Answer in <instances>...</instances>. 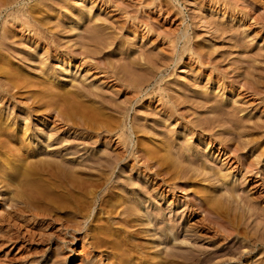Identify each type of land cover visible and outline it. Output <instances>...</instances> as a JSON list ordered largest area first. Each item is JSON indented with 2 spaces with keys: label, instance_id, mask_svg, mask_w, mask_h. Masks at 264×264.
<instances>
[{
  "label": "rangeland",
  "instance_id": "1",
  "mask_svg": "<svg viewBox=\"0 0 264 264\" xmlns=\"http://www.w3.org/2000/svg\"><path fill=\"white\" fill-rule=\"evenodd\" d=\"M20 1L28 2L27 5L32 7L31 16L29 18L33 25L35 23L36 26L34 27L35 30L32 32L21 29L18 24H15L11 29V31L15 30V35L17 37L20 35V37L24 39L22 44L20 41L12 44L11 52L13 54L10 53V55H13L14 60H16L15 62L19 59L18 56H15L16 52H20L22 49L29 50L31 47L33 51L37 38L45 35L48 39H54L55 41L53 40V42L57 43H55V46L49 43H47V45L44 38L43 40H38V44L42 41L44 43L42 42V45H38L35 50L38 51V56L43 54V56L40 55V58L46 57V54L48 55L51 70L57 71V74H61V76L58 74L60 77L63 75V72L60 70L63 67H68L73 71V74L68 76L67 80L62 81L61 85L65 83L64 85H67L68 89H75L74 86L79 84V81L80 84L83 82L88 88L92 87L95 83V85L102 87V92H105L106 96L110 97V99H114L115 101L118 100L117 102L120 103H122V101L123 103L124 101H128L127 105L130 107V116L128 115L127 122L129 123V127L133 126V124H137L136 126L139 127L140 124V127L142 128L143 126L142 129H144H141V132L143 131L142 133L146 136L147 142L145 141L144 145L142 144L141 146L143 151H146V148H148L147 145L149 146L151 144L158 148V144L156 145L155 143L163 137V135L159 136L158 132L163 133L165 131V134L167 131L169 136H171V130L193 134L194 132L188 130L193 124L190 120L202 119V117L204 118L203 115H211V113H209L211 108H207V104L204 106L206 110L202 108L197 109L194 105V101L197 97L204 98L205 95L208 94L210 97H205L206 100L208 99V102L211 101L214 103L216 98H219L220 100L223 99L224 101H228L230 105H236L238 103L237 106H242L241 108L245 110L242 112L237 111V117L245 116V118L250 117V119L253 117V120L255 119L254 121L259 122L262 119V122L264 121V92L260 94L253 93L250 86L245 82L246 80H250L249 82L256 86H261L260 88L264 91V0ZM2 16H0V18H2ZM82 17L83 19H80ZM73 24H78V29L73 30L69 26ZM33 44L35 45L33 46ZM82 45L84 50L88 48L87 55L79 54L78 52L77 54L74 53L70 58L64 57L61 59L62 56L60 57L56 52H53L56 49H62V52H66L65 50L70 51L71 49L78 50L80 48L82 50ZM71 46L73 48H71ZM41 47L46 50H43ZM189 47L191 49L190 52L188 50ZM90 50L91 52L93 50H101L95 55L103 56L106 60L108 59L109 61L107 60V63L109 62L110 67L107 69L102 65L103 63H96V59L89 54ZM39 51H42V53ZM38 56H34L32 61L34 58L37 60L40 59L37 58ZM85 56H88V58ZM204 56L207 58H204ZM15 57L17 58L15 59ZM128 57L131 60H135L131 61ZM138 58L139 60H137ZM145 59L149 61V63L153 61L150 64H153L152 67L154 66V69L151 68V66L149 67L150 64L145 62ZM125 60L131 61V63L133 62L134 65L136 63L141 65L143 63L145 64L142 66L136 64V67L133 63L129 65V62ZM27 62H24V64L21 62L20 65L28 70L32 69L34 72L35 68L32 66L34 61L32 63L30 60ZM34 66L37 67V63L34 64ZM52 66L54 68H52ZM20 68V66H16L15 71L20 70ZM135 70L137 71L135 72ZM150 71L151 73L153 72L156 77L152 75ZM113 72L117 73L118 76L122 78L117 77V74L115 75ZM149 75H152L151 80ZM125 77L128 79H123ZM161 77H164L160 85L166 89H164L165 92L163 91L165 94V99H163L165 101L163 99V101L158 99L157 94H153L155 93V89H158L156 83ZM129 78L131 81L137 80L139 84H143L142 90L144 93H141L138 97H134V95H131L132 88L121 87V84L124 82H129ZM52 79L53 78H51V80ZM120 79L122 80L121 84L118 82L121 81ZM154 79L157 80L154 82ZM72 80L76 81L75 85V82H72ZM246 87H248V89ZM31 89L35 90L36 88L31 87ZM31 89L29 88V90ZM26 90L28 89H21V92L19 91L21 96L18 95L16 98L11 97V99H9L10 97L8 96L0 95V111H2L3 116L5 115L4 117L10 118L6 123H14L11 126L13 127L12 129H14V127L16 128L18 124H21L22 128L27 127L26 122H24L26 121L24 118L25 116L27 117V113L29 112L26 102H28L29 105H31L30 103H32V105H37L34 101L43 97L40 94L41 97L37 96V98H34L35 100L31 99L32 102L30 100L27 101V98L31 94H28ZM24 91L27 95L23 93ZM187 92L188 94L184 95L183 98V100H186V103H184L185 100L183 101L181 98L183 94ZM210 93H212L213 96ZM150 94L152 95L151 97ZM169 94L174 99L177 98L182 100L183 103L178 105L179 112L175 108H172L171 102H168L167 98L170 97ZM144 95L145 97H143ZM178 95L181 96L179 97ZM132 96L134 98H132ZM139 97L141 98L138 99ZM188 97L192 99L187 101ZM85 100L90 103L89 105H93L94 107L101 106V103L95 101V99H93L94 101L92 99ZM231 100L235 102L233 103ZM129 101L131 102L129 103ZM211 102L208 105H210ZM44 107L45 106H41L38 108V112L41 110L39 113H32V116H29L32 126L27 130L29 135L27 141H31V147L39 144V146H37L39 149L34 153L35 159L37 156L48 157L57 149L59 151V153H56L57 155L60 153L64 155V153L71 151L67 147L70 142L75 143L76 148L80 147L79 149H81L80 154L82 155L80 156L78 153L74 156V159L77 158V155L80 156V160L78 159V161H82L83 158L88 157L92 151L95 153V151L99 152V150H105L106 148L114 153V149L121 146V144L118 143V135L110 134L109 136H112V139L108 142L103 134H101L99 136L100 141L93 142L92 144L88 143V145H90L86 147L87 141L85 143V141L81 139L82 142L79 139L77 141L75 140V136L81 137V135L85 134V130L79 129L77 132L71 129L70 132L65 133L68 125L65 126L63 123L55 120L56 118L53 113L54 106L52 109L48 107L47 110L46 107ZM171 109L174 110L170 112ZM200 109H202V111ZM105 110L106 109L103 111L105 112ZM107 112V115H111L110 113H112L113 115L116 114L120 116L117 111L106 110V113ZM42 114L46 115L42 116ZM163 119H165V121H163L165 125H163V122V124L161 123ZM223 123L224 122L219 125L215 124V129L213 127H207L206 139L204 141L202 139L199 141L196 140V142H194L195 144H193L196 150L194 149L190 153L193 155L194 151L195 153L200 152V154L198 153V156H196H200L198 162L202 159L205 164L209 163V166L212 165V167H215L217 165L218 167L216 166V169L221 168L222 172H225L227 175L231 173L229 174L231 176L227 177H231L228 184L230 183V185H233L236 189L238 188V192H234L235 196L233 194L235 198L232 197L234 201L226 200L228 199L226 196L229 193L226 192L228 184H225V186L222 185V192L221 186H216L217 184H214L212 180L199 182V180L197 181L194 179L189 182L190 180L186 178L184 180L181 177L182 175L180 176V174L172 172L164 173L161 176L154 175L155 169H146L143 164L144 161L142 162L143 158H139V153H134V155L130 152L126 154L127 160L118 165L115 173V176L120 174L124 177L123 180L125 179L128 182L125 181V184L121 185L122 189L119 188V190L115 189L105 194V191H102L104 190L102 187V189L97 192L99 196L102 195L103 192L105 196L103 206L106 208H95L94 194H83L84 189L87 188V192L91 189L90 187H92V185L90 186L89 183H81L80 189L84 188L82 189L83 192L74 194L72 192L71 194H73V196H71V194H61L59 192L60 189L57 190V186L55 188V184H59L58 182L40 181V187L36 185V187L29 190V192L28 190L22 189V187L21 189L24 191L21 190V192L18 186L11 185V187L6 189L7 186L5 184L7 182L4 178L0 177V264H99L98 262L100 260L102 264H140L142 260L149 261L150 259H152V263L153 261L154 263L159 261L157 264H196L197 262L194 263L188 259L187 255L191 252L190 250H196L199 257H204V255L208 256V254H210L212 259L211 263L208 264H264V246L260 244L251 245L252 243L250 240L254 237H245V233L248 234L251 231L254 233L255 224L257 221H262V219H264V214H260L259 216L256 215L254 218L246 216L241 219L242 210L247 211L248 207L258 208L259 206V209H264V160L263 167L260 169L259 173H256L255 170L250 172L249 169H246L248 159L255 160V158L261 155L259 151H262L264 143L260 149L257 146L254 147V144L251 143L248 147L243 149V151L234 150L236 148H234L233 144L238 143L243 138L244 140L246 138L251 139L252 135L249 134V131L245 130V128L241 127V130L244 129L245 134L247 133L246 135L249 134V136L244 135L243 138H241V136H237L236 128L232 129L234 125L231 122H229V124H232H230L231 127L228 122H225V124ZM226 125L229 126L232 131H229V133L225 132L223 133L224 136L223 134L220 136L221 138L224 137L228 139V145L225 143L220 144L216 140L213 141V137L215 136L211 134L214 135L216 132L223 129V131H227L228 127L225 128ZM38 126L39 128H37ZM147 127L149 130L151 129L150 133H148L147 130L145 131ZM233 130L235 132H233ZM41 131L46 134L44 133L42 136L39 134ZM127 131V134L131 135L133 128H129ZM141 132L139 134L143 135ZM145 132L149 135L145 134ZM49 134L51 136H60L61 142H52L54 137L51 140L48 139V136H50ZM38 135L41 137H37ZM261 135L264 139V130ZM131 136L130 149H132V146L136 143L135 135ZM175 136L176 135H174V138ZM220 136L216 135V137L219 138ZM89 137H92V135H89ZM147 137H153L154 139L150 140V138L148 139ZM198 138H201V136ZM46 139H48V141H46ZM64 139L68 140L64 141ZM50 143H52L53 147H51L52 145L48 146ZM173 148H175V144ZM2 152L3 150L0 149V154ZM135 152L137 151L135 150ZM72 155L73 154H65L64 156L67 158L72 157ZM32 157L33 156H31L30 159H32ZM196 157H193V159ZM193 159L192 161H194ZM93 171L97 172L96 170ZM16 175V171L11 174V176ZM89 176L90 175H82L79 181L83 182L82 178L86 180L85 178ZM95 177L97 178L98 175H95L94 178ZM164 177L166 181L163 179ZM187 182L189 183L186 184ZM10 183H12V181ZM171 183L174 185H170ZM137 196L144 198V202L147 201V204L141 205L139 200H137ZM250 198H253V200ZM215 200H217V202ZM201 203L205 205L208 204L207 206L209 207L212 205L211 207H213V210H216V212L218 211V213H220L219 215H221L220 217H223L222 219L228 222L226 224L236 231L227 237L226 234H224L226 228L224 229L217 223L207 219L209 216L211 218L213 216L214 218L212 219H215L216 216L208 214L207 210L201 206ZM219 204L221 206H219ZM127 207H130L131 210H139L137 213L139 212L141 215H144L146 212L149 214V217L142 216L137 221H134L130 213L131 210ZM257 211L260 210L257 209ZM153 212H155V214ZM6 214L7 216L9 215V218H7L6 221H2L1 219ZM88 215H90L88 219L89 227L91 228L90 232L91 234L93 233L92 235L95 236L94 238L92 235L85 236L84 233L75 232L71 229L73 220L81 219ZM154 215H157L160 220V224L156 226L155 230L153 229V225L150 224V221L155 217ZM164 224L174 228V234H172V236H168L157 228ZM252 232L249 235H252ZM254 234L260 236L258 232ZM168 248L175 250L177 253L173 257V260L176 259L177 262L171 259H167V261L163 260L166 258L165 252ZM183 252L184 255L187 254L183 256ZM152 257L156 258L153 259ZM169 261L174 263H170Z\"/></svg>",
  "mask_w": 264,
  "mask_h": 264
},
{
  "label": "bare ground",
  "instance_id": "2",
  "mask_svg": "<svg viewBox=\"0 0 264 264\" xmlns=\"http://www.w3.org/2000/svg\"><path fill=\"white\" fill-rule=\"evenodd\" d=\"M23 1V0H22ZM40 1V0H39ZM28 2H21L20 0H0V16H2V18H0V95H3V96H8L10 97L9 99H11V97H14L16 98V96L20 95L19 91L21 89H28L26 90L28 92V94L30 93L31 95L27 98L28 100L27 101H31V99H34L35 97L37 98V96H40V94L43 96L42 98H38L36 101H34L35 104L37 105H32V103H30L31 105H29L28 102H26L25 104L28 106L27 108L29 109V112L27 113V117L25 116V120L24 122H26V125L27 127L24 129L22 128V125L21 124H18V126L14 129H12L13 127H11L13 124L11 122H8L6 123L9 119L7 117H4L3 114H2V111H0V149L3 150V152L0 154V177L1 178H4V180L7 182L5 185L7 186V188L11 187V185L13 186H18V189L19 191H21L22 189L24 190H32L33 188L36 187V185L39 186V183L40 181H53L54 183H59V184H55V188L57 186V190L60 189V193L62 194H71L73 192L74 193H80V192H83L81 188V183H89L90 186L92 185V187H90L91 189L89 190V192H87V188L84 189V192L83 194H94V198H95V202H94V206L95 208H103L105 206L104 205V199H105V196L103 195V192H102V195H98L97 192L99 190L103 189L102 191H105V194L106 192H110V191H114L115 189H118L121 188V185L125 184V179L123 180L124 177H122V175H116L115 176V173H116V168L118 167V165H120L121 162H125V160H127V153L130 152V153H139L140 157L139 158H143L142 162L143 164L145 165V168L148 169V170H154V175H162L164 173H177V174H180V176L185 180V178L187 180H190L189 182L193 181L194 179L195 180H199V182H203L204 180H212V182L214 184H217L216 186H221V189H222V192H223V186H225V184H228V181L231 180V177L227 178L228 176H231L229 174L231 173H228L225 174V172H222L221 168L220 169H216V166L215 167H212V165H208L207 163L205 164V162H203V160L199 161L198 162V158L200 157H196L198 156V153L200 154V152H197L195 153L194 151V154L192 155V153H190L192 150H196L195 148V145L193 146V144H195L194 142L199 141L200 139H202L203 141L206 139V130H207V127H213L216 125H219L220 123L224 122L223 124H225V122H231L234 127L232 126V129L236 128V132H237V136L239 135V137L241 136V138H243V136H249V134H251V139H245L244 138L242 140H240L238 143L236 144H233L234 145V150H238V151H243V149H245L246 147H248L249 144L253 143L254 147L257 146L259 149L260 147L263 145L264 143V139L262 138V131L264 130V121L262 122L259 121H254L253 120V117L252 119H250V117H246L243 116V117H237L238 116V113L237 111H243L245 109L237 106L236 105H233L230 103H228V101H224L223 99L220 100L219 98H216L215 102L212 103L211 101L208 102V99L206 100L207 96L210 97V95H205L204 98H198L194 101V105L196 106L197 109L199 108H202L204 109V106H206L207 104V108H211V110H209L211 113V115H203L204 118L202 117V119H192L190 120V122H192V126L188 129V130H191L192 132H194L193 134L192 133H182L181 131H173L171 130L172 133L171 136H169L166 131V135L164 134V132H158L159 133V136H162L161 139L159 141H154L156 142L155 144L158 146V148L156 146H153V144L151 145H147L148 148H146V151H143L142 149V144L144 145V142L146 141V136H144V133L141 132V129L142 128L140 127V124H139V127H137L136 125L133 124V126H130L129 127V123L127 122V117L128 115L130 116L129 114V111H130V107L127 105L128 101H122V103L120 102H117L115 101L114 99H110V97H107L105 92H102L103 89L101 86H98V85H95V83L92 85V87H89L88 86L86 87V85L83 84V82H81L80 84V81H79V84L75 85L76 84V81H73L72 82H75L74 83V88L75 89H68L67 88V85H61L62 81L64 80H67V77L70 76L71 74H73V71L70 70V68L68 67H63L62 69H60L62 72H63V75L62 77L61 74H57L54 70H51V67H50V63H49V59H48V55L46 54V57H42L40 58L41 56H43V54L40 56H38V51L35 50L36 47H38V40H43L44 38V41L45 43H49L50 45L52 46H55V43L53 42L54 39H48L45 35L43 37H39V38H35L36 41H35V44H33V46L35 45V48L33 47V51L31 50L32 47L29 49V50H25V49H22L20 50V52H16V55L15 56H18V63L15 62L16 60H14V57L13 55H10L11 50H12V44L16 43L17 41L22 44V41L24 39H22V37H17L15 35V30L14 31H11V29L15 26V24H18L19 27H21V29H25L29 32H32L35 30V26L36 24L32 23V21L30 20V14H31V10H32V7L27 5ZM67 7V6H66ZM73 13V12H72ZM35 14V13H34ZM37 14V13H36ZM43 15V14H42ZM57 16V15H56ZM74 16V15H73ZM38 18V16H37ZM41 18V17H40ZM80 19H83L80 18ZM48 20V18H47ZM78 20V19H77ZM76 20V21H77ZM37 21V20H36ZM42 21V20H41ZM82 21V20H81ZM38 22V21H37ZM55 22V21H54ZM63 22V21H62ZM79 22V20H78ZM77 22V23H78ZM43 23V22H42ZM58 23V22H56ZM63 24V23H61ZM76 24V23H75ZM97 24V23H96ZM78 25V24H77ZM77 25H69L73 30L74 29H78V26ZM57 26V25H56ZM61 26V25H60ZM67 26V25H66ZM55 27V26H54ZM58 27V26H57ZM38 28V26H37ZM50 28V27H49ZM60 28V27H59ZM103 28V27H102ZM105 28V27H104ZM24 30V31H25ZM72 30V31H73ZM80 30V29H79ZM94 30V29H93ZM104 30V29H103ZM23 31V32H24ZM44 31V30H43ZM91 31V30H89ZM53 32V30H52ZM54 33V32H53ZM96 33V32H95ZM36 34V33H35ZM91 34V33H90ZM42 36V35H41ZM14 37V38H13ZM79 37V36H78ZM96 37V36H95ZM54 38V36H53ZM100 38V37H99ZM57 39V38H56ZM30 40V39H29ZM103 40V39H102ZM114 40V39H113ZM55 41V40H54ZM72 41V40H71ZM77 41V40H76ZM89 41V40H88ZM92 41V40H91ZM96 42V40H95ZM110 42V41H109ZM44 43V42H43ZM73 43V42H72ZM78 43V42H77ZM102 43V42H101ZM100 43V44H101ZM57 44V43H56ZM74 44V43H73ZM99 44V45H100ZM103 44V43H102ZM42 45V44H41ZM48 45V44H47ZM112 45V44H111ZM58 46V45H57ZM67 46V45H66ZM86 46V45H84ZM106 46V45H105ZM29 47V46H28ZM40 47V46H39ZM59 47V46H58ZM93 47V46H92ZM43 48V47H41ZM40 48V49H41ZM61 48V47H59ZM71 48H73L71 46ZM171 48V47H170ZM200 48V47H199ZM75 49V48H74ZM78 49V48H77ZM88 49V48H87ZM87 49L84 50V47L82 45V50L81 48L78 49V50H69L70 51H67L65 50L66 52H62V49L61 50H54L53 52H56L57 55H59L62 58H66V57H71L75 54H77L79 52V54H86L87 55ZM99 49V48H98ZM127 49V48H126ZM194 49V48H193ZM197 49V48H196ZM15 50V49H14ZM43 50H46L43 48ZM189 52H190V47L188 48ZM77 51V52H76ZM94 51V52H93ZM91 52L90 50V55L93 56V58L96 59V63H103L102 65L104 67H106L107 69L110 67L109 65V62L107 63V60L106 58H104L103 56H96L97 53H99L100 51L97 50H93ZM103 51V49H102ZM134 51V50H133ZM24 52V53H23ZM42 53V51H39ZM45 52V51H44ZM22 53V55H21ZM50 53V52H49ZM136 53V52H135ZM13 54V53H12ZM54 54V53H53ZM88 54V55H89ZM96 54V55H95ZM134 54V52H133ZM170 54V53H169ZM173 54V53H172ZM189 54V53H188ZM157 55V54H156ZM155 55V56H156ZM179 55V54H178ZM12 56V57H11ZM34 56H38L37 58H40V59H33L32 61V58ZM51 56V55H50ZM53 56V55H52ZM55 56V54H54ZM58 56V57H59ZM134 56V55H133ZM146 56V55H145ZM154 56V57H155ZM181 56V55H180ZM88 58V56H85ZM17 57H15L16 59ZM57 58V57H56ZM108 58V57H107ZM125 58V56H124ZM129 58V57H128ZM133 58V57H132ZM137 58V57H135ZM145 58V57H144ZM179 58V57H178ZM182 58V57H181ZM204 58H207L204 56ZM52 59H55V58H52ZM142 59V58H141ZM31 61V63L33 62V68H35V71L33 72L32 69H26L24 66H21L20 63L22 62L24 64V62H27V61ZM60 60V59H59ZM106 60V61H105ZM129 60H131L129 58ZM132 60H135V59H132ZM131 60V61H132ZM139 60V58L137 59ZM136 60V61H137ZM149 60V59H148ZM156 60V59H155ZM164 60V59H163ZM167 60V59H166ZM54 61V60H53ZM52 61V62H53ZM109 61V60H108ZM126 61V60H125ZM124 61V62H125ZM131 61H126V62H129V65H132ZM145 62L149 63V61H147L146 59L144 60ZM157 61H158V58H157ZM162 61V60H161ZM210 61V60H209ZM125 62V64H126ZM153 62V61H151ZM150 62V63H151ZM155 62V61H154ZM165 62V61H164ZM37 63V67L34 66V64ZM136 63V62H135ZM140 63V62H138ZM146 63V64H147ZM149 63V64H150ZM30 64V63H29ZM120 64V63H119ZM124 64V65H125ZM137 64V63H136ZM135 64V65H136ZM145 64V63H143ZM142 64V65H143ZM160 64V63H159ZM27 65H28V62H27ZM52 65V63H51ZM66 65V64H65ZM115 65V64H114ZM134 65V63H133ZM134 65V66H135ZM137 65H141V64H137ZM136 65V67H137ZM141 65V66H142ZM153 64H150L149 67L151 66V68L154 69V66L152 67ZM157 65V64H156ZM211 65V64H210ZM16 66H20V70H17L15 71L16 69ZM54 66V65H53ZM52 66V68H54ZM57 66V65H56ZM98 67V66H97ZM101 68H103L102 66H100ZM113 67V66H112ZM132 67V66H130ZM252 67V66H251ZM127 68V67H126ZM133 68V67H132ZM150 68V69H151ZM18 69V68H17ZM105 69V68H104ZM135 69V67H134ZM133 69V70H134ZM158 69V67H157ZM156 69V70H157ZM56 70V69H55ZM112 70V69H111ZM113 71V70H112ZM137 70H135L136 72ZM158 71V70H157ZM160 71V70H159ZM141 72V71H139ZM115 73V72H113ZM132 73V72H131ZM151 73V71H150ZM117 73H115L116 75ZM133 74V73H132ZM137 74V73H135ZM152 75L153 72L151 73ZM160 74V73H158ZM152 75H149V78L151 80V76ZM112 76V74H111ZM123 76V75H121ZM146 76V75H145ZM155 76V75H154ZM153 76V78H154ZM4 80H3V78ZM50 77V78H48ZM117 77L118 74H117ZM139 77V76H138ZM156 77V76H155ZM166 77V76H165ZM239 77V76H238ZM2 78V79H1ZM51 78H53L51 80ZM116 78V77H115ZM114 78V79H115ZM119 78H122V77H119ZM159 78V77H158ZM157 78V79H158ZM245 78V77H244ZM74 79V78H72ZM109 79V78H108ZM123 79H128V78H123ZM132 79V78H131ZM140 79V78H139ZM138 79V80H139ZM145 79V78H144ZM156 79V80H157ZM263 79V78H262ZM2 80V81H1ZM70 80V79H69ZM79 80V79H78ZM86 80V79H85ZM116 80V79H115ZM121 80V79H120ZM133 80V79H132ZM142 80V79H141ZM154 79V82L156 81ZM164 80V77H161L160 80L158 81L157 80V85H158V89H155V93L153 94H157L158 95V99L162 100L164 97H165V94H164V87H162L160 84L162 83V81ZM118 81V80H117ZM127 81V80H125ZM143 81V80H142ZM250 81V80H249ZM248 80H246L245 82H247V84L250 86V89L253 93H256V94H260V93H263V89L260 88L261 86H256L255 84H252L251 82H249ZM122 82L121 81H118ZM139 81L135 80V81H131L130 78H129V82H124L123 84H121V87H130L132 88L133 90L131 91L132 94L131 95H134V97H138L141 93H144V91L142 90V85L138 83ZM146 82V81H145ZM144 82V83H145ZM161 82V83H160ZM233 82V80H232ZM262 82V81H260ZM78 83V82H77ZM143 83V82H142ZM235 83V82H234ZM240 83V82H239ZM238 84V82H237ZM263 84V83H262ZM71 85V84H70ZM101 85V84H100ZM37 86V87H36ZM72 86V85H71ZM91 86V85H90ZM167 86V84H166ZM242 86V85H241ZM31 87H35L36 89L35 90H32ZM108 87V86H107ZM112 87V86H111ZM118 87V86H117ZM144 87V86H143ZM29 88L31 90H29ZM38 88V89H37ZM41 88V89H39ZM248 89V87H246ZM112 89V88H111ZM154 90V89H153ZM166 90V89H165ZM246 90V89H245ZM143 91V92H142ZM164 91V92H163ZM170 91V90H169ZM191 91V90H190ZM250 91V90H249ZM21 92V91H20ZM118 92V91H117ZM126 92V91H125ZM182 92V91H181ZM25 94V91L23 92ZM128 93V92H127ZM147 93V92H146ZM167 93V91H166ZM199 93V92H197ZM152 94V93H151ZM150 94V97L152 96ZM188 94L185 93L183 94L182 96V100L184 98V95ZM212 94V93H210ZM27 95V94H25ZM129 95V94H128ZM147 95V94H146ZM168 95V93H167ZM170 95V94H169ZM2 96V97H3ZM21 96V95H20ZM23 96V95H22ZM114 96V95H113ZM149 96V95H147ZM175 96V95H174ZM177 96V95H176ZM179 96V95H178ZM181 96V95H180ZM179 96V97H180ZM188 96V95H187ZM204 96V95H202ZM201 96V97H202ZM213 96V94H212ZM218 96V95H217ZM216 96V97H217ZM24 97V96H23ZM41 97V96H40ZM132 96V98H134ZM145 97V95L143 96ZM178 97V98H179ZM88 99V100H93L95 99V101H98L100 102L101 106L100 107H94L93 105H89L90 103H88L85 99ZM109 98V99H108ZM130 98V97H128ZM141 97H139L138 99H140ZM176 98V97H175ZM186 98V97H185ZM190 97H188L187 101L191 100L189 99ZM231 98V97H230ZM2 99V98H1ZM137 99V100H138ZM150 99V98H149ZM156 99V98H155ZM165 99V98H164ZM163 99V100H164ZM168 99V102L170 103L171 102V105L173 106L172 108H175L177 111L179 110V107L178 105L180 103H183L181 99H174L171 97L167 98ZM215 99V98H214ZM219 99V100H217ZM232 99V98H231ZM15 100V99H14ZM18 100V99H17ZM85 100V101H84ZM129 100H132V99H129ZM162 100V101H163ZM179 100V102H178ZM185 100V99H184ZM183 100V101H184ZM22 101V100H21ZM20 101V102H21ZM25 101V100H24ZM23 101V102H24ZM94 101V100H93ZM92 101V102H93ZM133 101V100H132ZM165 101V100H164ZM181 101V102H180ZM232 101V100H231ZM238 101V100H237ZM32 102V101H31ZM131 101H129L130 103ZM211 102L210 105H208L209 103ZM233 102V101H232ZM235 102V101H234ZM233 102V103H234ZM239 102V101H238ZM45 103V104H44ZM167 103V102H166ZM186 103V100L185 102ZM14 104V103H13ZM92 104V103H91ZM193 105V104H192ZM41 106H45L46 107V110L48 109V107H51L50 109H52V107L54 108V115H55V120H57L58 122L60 123H63L65 126L68 125L67 127V132H70L71 129H74V131H77V130H85V134L84 135H81V137L79 136H75V140L77 141L78 139L82 140V141H87V145H85L86 147L89 146L90 144H92L93 142H98L100 141L99 139V136L101 134H103L104 138L107 139L108 142H110V140L112 139V136H109L110 134H113V135H118V143L121 144L120 147H118L117 149H114V153H112V151L110 152L108 149L105 148V150H99V152H96L95 153L92 151V153L86 157V158H83L82 161H78V159L80 158V156L82 154H80V151L81 149H79L78 147L76 148V145L75 143H71L67 146L69 150H71L70 152L68 153H64L65 154H73L72 157H65L63 154H56V153H59L58 149L55 151V152H51L52 154L48 157H36V159L34 158V153L39 149L37 146H39V144L35 145L34 147H31L30 146V142L31 141H27L28 139V133H27V130L32 126L31 125V121H30V118L29 116L31 115L32 116V113H39L37 110L38 108H40ZM99 106V105H97ZM167 106V105H166ZM44 107V108H45ZM171 107V106H170ZM193 107V106H192ZM2 108V107H1ZM13 108V107H12ZM26 108V107H25ZM43 108V107H42ZM134 108V107H133ZM191 108V107H190ZM206 108V107H205ZM240 108V109H239ZM104 109L110 111H117L118 114H120V116L118 115H113L112 113H110L111 115H107L108 112L106 113V110L105 112L103 111ZM166 109V108H165ZM189 109V108H188ZM202 109H200L202 111ZM7 110V109H6ZM45 110V109H44ZM45 110V111H46ZM174 110V109H173ZM171 109L170 112L173 111ZM190 110V109H189ZM192 110V109H191ZM196 110V109H195ZM206 110V109H204ZM13 111V110H12ZM50 111V110H48ZM136 111V110H135ZM145 111V109H144ZM184 111V110H183ZM188 111V110H187ZM44 112V111H42ZM41 112V113H42ZM155 112V111H154ZM179 112V111H178ZM181 112V111H180ZM196 112V111H195ZM198 112V111H197ZM7 113V112H6ZM45 113V112H44ZM186 113V112H185ZM199 113V112H198ZM205 113V112H204ZM47 114V113H46ZM46 114H42V116L46 115ZM147 114V113H146ZM173 114V113H172ZM171 114V115H172ZM207 114V113H206ZM237 114V115H236ZM40 115V114H39ZM47 115H50V114H47ZM154 115V114H153ZM159 116V115H158ZM157 116V117H158ZM187 116V115H186ZM10 117V116H9ZM163 117V116H162ZM183 117V116H182ZM187 118V117H186ZM201 118V117H200ZM161 119V118H160ZM189 119V118H188ZM261 119V118H260ZM41 120V119H40ZM167 121H169L168 119H166ZM253 120V121H252ZM44 121V120H43ZM165 121V119L161 120V123ZM23 122V121H22ZM251 122V123H250ZM45 123V122H44ZM160 123V124H161ZM164 123V122H163ZM162 123V124H163ZM230 123V124H231ZM25 124V123H24ZM161 124V125H162ZM227 124V125H228ZM229 124V125H230ZM231 124V125H232ZM157 125V124H156ZM165 125V123L163 124ZM225 128L228 127L227 131H223V130H219L218 132H216L214 135L211 134L212 136H215L213 137V141H218L220 144H227L228 145V139H225L224 137L221 138V134L225 133V132H228L229 131L231 132L232 129L229 128V126H227ZM230 125V127H231ZM135 126V127H134ZM160 126V125H159ZM221 126V125H220ZM236 126V127H235ZM146 127V126H145ZM144 127V128H145ZM170 127V126H169ZM241 127L245 128V130L249 131L248 135L245 134V130H241ZM39 128V126L37 127ZM133 128V131L131 133V135H135V139H136V143H134V145L132 146V149H130V140L131 139V135L130 134H127L129 130ZM161 128V127H160ZM216 128V127H215ZM214 128V129H215ZM219 128V127H218ZM221 128V127H220ZM238 128V130H237ZM12 129V130H11ZM155 129V128H154ZM162 129V128H161ZM187 129V128H186ZM144 130V129H142ZM148 131V133H150V130L148 129H145V131ZM170 130V129H169ZM218 130V129H217ZM251 130V131H250ZM253 130V131H252ZM209 131V130H208ZM78 132V131H77ZM142 133L143 135H140L139 133ZM233 132H235L233 130ZM45 132H42L39 133L43 136ZM64 133V134H65ZM81 133V132H80ZM145 132V134H148ZM153 133V132H152ZM155 133V132H154ZM161 133V134H160ZM46 134V133H45ZM157 134V133H155ZM154 134V135H155ZM235 134V133H234ZM233 134V135H234ZM48 135V134H47ZM45 135V136H47ZM50 135V134H49ZM89 135H92V137H89ZM149 135V134H148ZM153 135V134H152ZM174 135L175 138H174ZM210 135V136H211ZM216 135H221L220 138L219 137H216ZM254 135V136H253ZM44 136V137H45ZM201 138H198L200 137ZM224 136V134H223ZM256 136V137H255ZM36 137V136H35ZM39 137V135L37 136ZM41 137V136H40ZM39 137V138H40ZM49 137V138H48ZM47 138L48 139H52L53 137V140L52 142L56 141V142H61V138L60 136H48ZM157 137V136H156ZM238 137V138H239ZM43 138V137H42ZM77 138V139H76ZM148 138V137H147ZM150 140L154 139L153 137H149ZM148 138V139H149ZM197 138V139H196ZM239 138V139H241ZM25 139V140H24ZM48 139H46V141H48ZM69 139V138H68ZM68 139H64V141L68 140ZM232 139V138H231ZM63 140V139H62ZM73 140V141H75ZM80 140V141H81ZM71 141V140H70ZM72 141V142H73ZM75 141V142H76ZM81 141V142H82ZM102 141V140H101ZM39 142V141H38ZM42 142V141H41ZM80 142V143H81ZM128 142V143H127ZM147 142V141H146ZM150 142V141H149ZM148 142V143H149ZM33 143V142H32ZM84 143V144H85ZM88 143H90L88 145ZM152 143V142H151ZM202 143V142H201ZM209 143V142H208ZM44 144V143H43ZM46 144V143H45ZM175 144V148H173V145ZM198 144V143H197ZM52 143H50L48 146H51ZM210 145V144H209ZM207 145V146H209ZM118 146V145H117ZM198 146V145H197ZM196 146V147H197ZM212 146V144H211ZM44 147V146H43ZM53 147V145L51 146ZM86 147H82V148H86ZM145 147V146H144ZM204 147V146H203ZM231 147V146H230ZM253 147V148H254ZM48 148V147H46ZM58 148V147H57ZM60 148V147H59ZM90 148V147H88ZM115 148V147H114ZM5 149V151H4ZM145 149V148H144ZM199 149V148H198ZM232 149H233V146H232ZM135 150L137 152H135ZM164 152H163V151ZM174 150V151H173ZM255 150V149H254ZM89 151V150H88ZM160 152H163V153H160ZM235 152V151H234ZM261 152V155L257 158H255V160H250L248 159L247 160V170L249 169V171H253L255 170L256 173H259L260 172V169L263 167V158H264V146L262 148V151H259ZM38 153V152H37ZM80 156H76L77 158L74 159V156L76 154H78ZM202 153V152H201ZM50 154V153H48ZM89 154V153H88ZM191 154V155H190ZM42 155V154H41ZM135 155V154H134ZM137 155V154H136ZM203 155V154H201ZM32 157V159H30ZM137 157V156H136ZM193 157H196L195 159H193ZM35 160H34V159ZM194 161H192V159ZM218 159V158H217ZM80 160V159H79ZM196 160V161H195ZM207 161V160H205ZM186 162V163H185ZM214 164V163H213ZM246 164V163H245ZM82 166H85V167H82ZM135 167V166H134ZM218 167V166H217ZM88 168V169H87ZM90 168V170H89ZM92 170V171H91ZM93 170H96L97 172H94ZM16 171L17 172V175L16 176H11V174H13V172ZM225 171V170H224ZM229 171V170H228ZM248 171V173H249ZM98 173V174H97ZM171 173V174H172ZM192 173V174H191ZM79 175H90L88 178H85L86 180H83V182L79 181L81 176ZM95 175H98V177L94 178ZM93 176V177H92ZM172 177V176H170ZM234 177V176H233ZM44 178V179H43ZM127 178V177H126ZM177 178V177H176ZM179 178V177H178ZM163 179H165L166 181V178L164 177ZM12 183H10L11 181ZM129 180V178H128ZM162 180V179H161ZM246 180V179H245ZM4 181V183H5ZM17 183H16V182ZM56 181V182H55ZM84 181H88V182H84ZM134 181V180H133ZM169 181V179H168ZM219 181V183H218ZM15 182V183H14ZM80 182V183H79ZM128 182V181H126ZM189 182H187L186 184H188ZM79 183V184H78ZM15 184V185H14ZM141 184V183H140ZM185 184V185H186ZM237 184V183H236ZM244 184V182H243ZM88 185V184H86ZM130 185V184H129ZM170 185H174L173 183H171ZM37 186V187H38ZM41 186V185H40ZM39 186V187H40ZM85 186V185H83ZM5 187V186H4ZM23 187V188H22ZM154 187V186H153ZM182 187V186H181ZM22 188V189H21ZM173 188V187H172ZM183 188V187H182ZM189 188V187H188ZM226 189V188H225ZM238 189V188H237ZM237 189L233 186V185H230V183L228 184V189L226 192H229L228 195L226 197H228V199L226 200H229V201H234L232 199L235 198V194L234 192L236 193ZM15 190V189H14ZM22 190V191H24ZM40 190V189H39ZM124 190V189H123ZM21 191V192H22ZM62 191V192H61ZM205 191V190H204ZM244 191V190H243ZM7 192V191H6ZM27 192V191H26ZM31 192V191H30ZM238 192V191H237ZM245 192V191H244ZM33 193V192H32ZM57 193V192H56ZM14 194V192H13ZM21 194V193H20ZM36 194V193H35ZM46 194V193H45ZM73 194H71V196H73ZM140 194V193H138ZM137 194V195H138ZM234 194V196H233ZM18 195H19V192H18ZM23 195V194H22ZM260 195V194H259ZM262 195V194H261ZM80 196V195H79ZM237 196V195H236ZM245 196V195H244ZM30 197V196H29ZM41 197V196H40ZM52 197V196H51ZM122 197V196H121ZM119 197V198H121ZM260 197V196H259ZM26 199V198H25ZM37 199V198H36ZM75 199V198H74ZM147 199V198H146ZM145 199V200H146ZM216 199V198H215ZM244 199V198H243ZM251 199V198H250ZM16 200V199H15ZM29 200V199H27ZM64 200V199H63ZM124 200V199H123ZM126 200V199H125ZM128 200V199H127ZM137 200H139L140 204L141 205H145L147 204L145 201L144 202V198H142L141 196H137ZM211 201V199H209ZM246 200V199H245ZM253 200V198L251 199ZM66 201V200H65ZM209 201V202H210ZM217 202V200H215ZM214 201V202H215ZM250 201V200H249ZM36 202V201H35ZM80 202V201H79ZM78 202V203H79ZM121 202V201H120ZM126 202V201H125ZM129 202V201H128ZM149 202V201H148ZM203 202V201H202ZM213 202V201H211ZM225 202V201H224ZM252 202V201H251ZM259 202V201H258ZM257 202V203H258ZM206 203V202H205ZM253 203V202H252ZM251 203V204H252ZM255 203V202H254ZM129 204V203H128ZM213 204V203H212ZM221 204V203H220ZM219 204V206H221ZM223 204V203H222ZM208 205V204H207ZM205 205L204 203H201V206L205 208V210H207L208 214H212V215H215V219H212L214 218L212 216V218L209 216L207 219H209V221H213L215 223H217L218 225L222 226L224 229L226 228V230H224V234H226V236L228 237L229 235L233 234L236 230H234V228H231L228 226V222H225L219 215L220 213H218V211L216 212V210H213V207H209ZM236 205V204H235ZM246 205V204H245ZM256 205V204H255ZM262 205V204H261ZM60 206V205H59ZM75 206V205H74ZM110 206V205H109ZM214 206V204H213ZM225 206V204H224ZM223 206V207H224ZM232 206V205H231ZM237 206V205H236ZM248 206V205H247ZM46 207V206H45ZM226 207V206H225ZM35 208V207H34ZM85 208V207H84ZM106 208V207H105ZM127 208H130V207H127ZM155 208V207H154ZM222 208V207H221ZM234 208V207H233ZM260 207L258 206L257 207H254V208H249L248 207V210L247 211H244L242 210V218L243 217H252L254 218L256 215L259 216L260 214L263 215L264 214V209H259ZM126 209V208H125ZM149 209V208H148ZM246 209V208H245ZM260 210V211H257ZM86 210V209H85ZM121 210V209H120ZM131 210V208H130ZM129 210V211H130ZM136 209L134 210H131V215H132V219L135 221H137L140 217H149V214L145 212V214L141 215L139 214V212L137 213V211H135ZM158 210V209H157ZM24 211V210H23ZM123 211V210H122ZM144 211V210H142ZM220 211V210H219ZM4 212V211H3ZM157 212V211H156ZM10 213V212H9ZM8 213V214H9ZM150 213V212H149ZM155 214V212H153ZM158 213V212H157ZM28 214V213H27ZM111 214V213H110ZM152 214V213H151ZM10 215V214H9ZM8 215V216H9ZM91 215V214H90ZM90 215L88 216H84L83 218L81 219H75L73 220L72 222V225H71V229L75 232H81V233H84L85 236H91V232H90V227H89V223H88V219L90 218ZM94 215V214H93ZM226 215V214H225ZM230 215V214H229ZM235 215V214H234ZM1 216V215H0ZM7 216V214L5 216H3V218L1 219L2 221H6L7 218H9ZM59 216V215H58ZM155 216V215H154ZM12 217V216H11ZM129 217V216H128ZM54 218V217H52ZM261 218V217H260ZM59 219V218H58ZM143 219V218H142ZM217 219V220H216ZM256 219V218H255ZM258 219V218H257ZM57 220V219H56ZM99 220V219H98ZM259 220V219H258ZM264 219H262V221H257V223L255 224L256 226H254V233L258 232L260 234V236H257V234H254L252 231V235H249L250 233H245V237L246 238H251V236H253L254 238H252L250 240V242L252 243L251 245H257V244H260L262 246H264ZM9 221V220H8ZM132 221V220H131ZM254 221V220H253ZM18 222V221H17ZM102 222V221H101ZM128 222V221H127ZM144 222V221H143ZM65 223V222H64ZM210 223V222H208ZM232 223V222H231ZM70 224V223H69ZM150 224L153 225V229L155 230L156 229V226L158 224H160V220L158 218V216L156 215L155 217H153V219L150 221ZM167 224V223H166ZM162 225V226H158L157 228L160 229L161 232H164L166 233L168 236H172V234H174V228L170 227L169 225ZM64 225V224H63ZM66 225V223H65ZM64 225V226H65ZM217 225V226H218ZM19 226V225H18ZM69 226V225H68ZM216 226V225H215ZM219 227V226H218ZM234 227V226H233ZM241 227V226H240ZM237 229V228H235ZM223 230V229H222ZM238 231V230H237ZM244 231V230H243ZM246 232V230H245ZM248 232V231H247ZM156 233V232H155ZM154 233V234H155ZM3 234V232H2ZM5 235V234H4ZM32 235V234H31ZM59 235V234H58ZM106 235V234H105ZM166 235V236H167ZM244 235V234H243ZM11 236V235H10ZM225 236V235H224ZM256 236V237H255ZM46 237V236H45ZM92 237L94 238L95 236L92 235ZM12 238V237H11ZM176 239V238H175ZM43 240V239H42ZM160 240V239H159ZM41 241V240H40ZM2 245V244H1ZM156 245V244H155ZM86 251V250H85ZM191 251V252H190ZM188 253L189 255L188 256V259H190L191 261H193L194 263L197 262L199 264H208V263H211V256L210 254H208V256H205L204 257H199V254L196 253L197 251L196 250H190ZM261 252V251H260ZM166 253V258L163 259V260H166L167 259H171L173 260V257L177 254L175 252V250L173 249H169L165 252ZM186 253V252H185ZM187 254V253H186ZM185 254V255H186ZM215 254V253H214ZM180 255V254H179ZM184 255V252H183V256ZM212 255V254H211ZM177 257V256H176ZM179 257V256H178ZM182 257V256H181ZM153 258V257H152ZM156 258V257H155ZM153 258V259H155ZM161 258V257H160ZM187 258V257H186ZM143 259V258H142ZM158 259V257H157ZM185 259V257H184ZM187 259V260H188ZM141 260V259H140ZM151 260V262H150ZM149 261L147 260H142V262H140V264H157L158 262L152 263V259H150ZM176 260V259H175ZM173 260V261H175ZM186 260V259H185ZM114 261V260H113ZM166 261H163V262H166ZM190 261V262H191ZM162 262V263H163ZM170 262V261H169ZM168 262V263H169ZM177 262V260H176ZM213 262V261H212ZM99 264H102V261L100 260L98 262ZM161 263V262H160ZM170 263H174V262H170ZM192 263V262H191ZM196 263V264H197ZM214 263V262H213ZM77 264V263H76ZM80 264V263H79ZM114 264V263H113ZM165 264V263H164ZM176 264V263H175Z\"/></svg>",
  "mask_w": 264,
  "mask_h": 264
}]
</instances>
